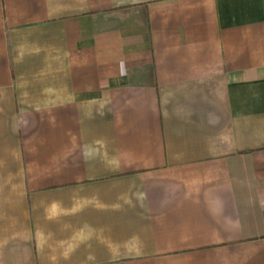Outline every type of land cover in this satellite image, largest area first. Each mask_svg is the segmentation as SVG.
Masks as SVG:
<instances>
[{"label":"crops","instance_id":"0c3cea01","mask_svg":"<svg viewBox=\"0 0 264 264\" xmlns=\"http://www.w3.org/2000/svg\"><path fill=\"white\" fill-rule=\"evenodd\" d=\"M0 264H264V0H0Z\"/></svg>","mask_w":264,"mask_h":264}]
</instances>
